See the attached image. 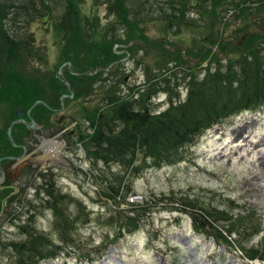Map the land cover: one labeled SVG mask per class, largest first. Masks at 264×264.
<instances>
[{
  "label": "rangeland",
  "instance_id": "obj_1",
  "mask_svg": "<svg viewBox=\"0 0 264 264\" xmlns=\"http://www.w3.org/2000/svg\"><path fill=\"white\" fill-rule=\"evenodd\" d=\"M189 2L183 1L190 8L185 13L176 0H48L44 5L42 0H33L35 15L26 24L18 25L17 16H10L5 27L17 36L22 51L29 56L25 64L16 62L15 71L31 94L42 91L35 99L47 104L49 118H63L65 131L55 138L63 141L64 147L56 163L48 168L47 185L41 188L47 189L41 197L45 195L43 202L34 201L40 189L37 181L26 191L24 205L14 206L17 214L4 228V217L0 218V263L14 264L16 256L8 243L30 239L19 234L20 226L48 238L52 246L49 250H55L54 245L67 249L59 242L53 209L47 204L49 197H56L61 205L58 207L65 213L71 211L73 217H78L82 209L81 218L66 222L70 243L76 247L63 250V254L70 252L69 256L58 255L39 264H264V236H251L243 229L248 227L250 232L257 226L264 234V204L254 199L264 185V106L243 110L207 130L185 149L178 162L149 168L128 180L120 191L128 194L127 200L134 204L146 198L149 202L140 224L129 234L118 233L117 226L106 222L129 207L122 204L120 196L115 205L100 194L96 174L106 173L104 167L99 164L100 171L93 174L91 158L77 140L79 136L89 140L91 112L102 102L111 104L110 97L134 99L156 84L167 89L166 94L150 96L152 104L162 111L168 107L165 102L171 92L185 100L190 83L209 72L227 73L243 59L264 61V0H197L194 7ZM169 4L179 8L170 23L164 19L166 12H172ZM67 11L72 22L66 19ZM63 24L74 27L66 32ZM177 26L180 35L176 36ZM81 34L83 37H79ZM105 47L110 49L108 59L112 62L104 61L109 56L103 51ZM120 50H126L128 56L117 55ZM76 53L80 62L85 58L91 63L100 61L97 66H101L94 69L120 62L108 72L95 74L96 81L76 77L78 94L69 98L70 94L64 93L67 97L60 110L63 93L55 76L59 69L62 74L58 75L64 79L69 76L62 65L67 56L72 64ZM9 65L4 76L12 75ZM74 71L81 74L83 70ZM48 79L51 89L43 91L40 87ZM3 87L12 88L8 84ZM4 92L2 89L0 98ZM18 97L0 100V133L4 122L11 119ZM3 140L1 135L0 142ZM119 170L114 167L112 171ZM29 204L35 209L29 214L37 217L35 224L27 221ZM214 210H226L239 230L227 233L228 224L215 219ZM194 218L200 231L194 228ZM65 225L63 222L62 228ZM213 228L227 240L217 237ZM249 249L261 250V256L253 261L246 259Z\"/></svg>",
  "mask_w": 264,
  "mask_h": 264
},
{
  "label": "trees",
  "instance_id": "obj_2",
  "mask_svg": "<svg viewBox=\"0 0 264 264\" xmlns=\"http://www.w3.org/2000/svg\"><path fill=\"white\" fill-rule=\"evenodd\" d=\"M176 1L182 6L183 12L186 10L185 13H187L190 10L189 7H185L183 3L185 0ZM196 1L190 0V7H194ZM42 2L44 5V2H48V0H42ZM168 7L172 8V12L170 15L166 12L164 19L170 23L173 17H176L179 8L173 7L170 4ZM42 8H45V6ZM35 9L36 4L33 3V0H0V92L2 89L5 91L4 96L0 100L12 101L14 97H18L20 94V97L16 101H34L36 100V94L42 93L40 89L33 94L27 91L25 89V80L20 74L16 73V62L25 64L29 56L25 51H22L21 44L17 41V36L13 35L5 27L6 23L13 16H17L18 25L22 24L23 26L35 15ZM69 12L67 11L64 14L68 16L66 19L72 22ZM11 15L12 17H10ZM63 22L65 23V21ZM65 25L67 24H63L64 30L67 29L66 32L74 27L73 24L71 26ZM176 33H178L175 34L176 36L180 35L178 26ZM79 37H83L82 34ZM105 50L107 53L110 49L105 47L103 51ZM108 53L109 56L105 57L104 60L106 63L113 61L112 59L109 61L108 58H111V53ZM78 56L79 54L76 53L74 62L72 63L73 70L82 69L83 71L81 72L91 71L100 62L93 61L91 63L90 59L86 58L83 62H80ZM14 57L15 60H13ZM253 59L238 61L233 70L231 71L230 69L227 73L222 74L215 70L207 73L200 80L192 81L190 89H187L188 94L185 100H179L178 95H172L171 92L168 97V107L158 114L154 113L157 107L152 104L150 96L156 94L158 91L166 93L167 89L158 87L156 84L153 87H148L141 96L136 98L130 97L134 99L123 101L110 97L112 100L111 104H104L102 102L97 107H94L91 112V136L89 135V140L83 143L82 139L84 136H79L77 140L83 144L85 154L91 158L93 174L100 171L99 164H102L101 166L104 167L107 173V175L106 173L96 174L99 175L96 182L101 188L100 194L106 199L114 201L115 205L117 196H120L122 197V204L129 207L127 210H119L114 216L106 219L107 223L115 227L117 226V231L120 229L130 233L135 230L140 224L144 212L146 213L149 209V202L146 198H143L140 203L134 202L132 204L128 202V194L120 192L127 185L126 182L128 180H133L139 174L145 173L149 168L159 169L164 164L178 162L183 157L185 149L192 146L208 129L222 124L228 118L238 115L243 110H255L264 104V61ZM68 60L69 57L67 56L65 61ZM10 63L12 75L4 76L5 69H9ZM97 76L88 77L81 75L77 78L96 81ZM55 78L57 77L55 76ZM77 78L71 74L66 78L70 84V88H73L74 92L77 88ZM57 81L61 82L59 78H57ZM51 82H49V79L46 80L40 88L43 91H48V89H51ZM4 84L11 85L12 88L3 87ZM34 88H37V85ZM59 91L63 94L69 92L62 82ZM76 94H78V90H76L74 96ZM135 95L133 94L132 96ZM83 113L85 115V112ZM49 115L51 114L49 113ZM140 155L142 157L139 160ZM114 167L120 168L118 173L112 171ZM47 204L48 208L54 211V230L56 234L61 237L63 242H68L71 239V233L66 229V222L73 221L71 211L68 213L62 211L59 208L61 205L58 204L56 197H49ZM57 204L60 206L58 207ZM77 206L79 208L80 205L77 204ZM187 206L195 208V205L192 203H187ZM230 208L233 207L230 206ZM132 209L134 213H128ZM81 214L82 209L78 217H74L81 218ZM205 214L208 216L209 212L206 211ZM213 214L219 222L228 224L225 230L227 233L239 230L237 223L229 216L226 210H214ZM61 221L66 224L64 228H62ZM193 221L196 231H200V228L195 224V218ZM213 229L217 237H221L225 241L227 240L226 237L221 236L220 231L215 228ZM243 229L251 236L260 232L257 226H253L250 232H248V229H250L248 227L243 226ZM26 237L30 239L12 244V249L16 255L14 264H36L41 259L54 258L57 255L54 250H49L52 247L50 246L51 241L44 235L31 232ZM71 247L74 248L75 245L72 244ZM53 249H56V245L53 246ZM261 252L258 249H249L246 251V254L248 258L255 259L261 256Z\"/></svg>",
  "mask_w": 264,
  "mask_h": 264
},
{
  "label": "flooded vegetation",
  "instance_id": "obj_3",
  "mask_svg": "<svg viewBox=\"0 0 264 264\" xmlns=\"http://www.w3.org/2000/svg\"><path fill=\"white\" fill-rule=\"evenodd\" d=\"M36 101L30 103L28 100H22L17 101L15 106L14 103L10 104L14 106L10 112L12 120L4 122L0 133L4 139L3 142H0V218L4 217L1 228H4L17 214L14 212V206L24 205L23 197L26 196V191L32 186L35 187L37 181H40L38 185L40 189L36 190L37 197H34V201L43 202L45 195L43 198L41 197L44 192L46 193V189L43 191L41 188L44 189V186L47 185L48 167L42 160V155L48 147L50 138L63 136V118L50 117V122L52 121L54 124L49 125L47 106L41 103L33 106ZM16 111L19 112V116L16 115ZM37 112L40 113L38 118ZM12 123L11 142L7 137V130ZM49 150L52 151L51 148ZM16 188L17 190H15ZM27 208V221L30 223L32 214H29L35 213V209L32 210L31 204ZM17 209L20 211L19 207ZM6 219L9 220L6 221ZM21 228L19 227L18 231Z\"/></svg>",
  "mask_w": 264,
  "mask_h": 264
},
{
  "label": "water",
  "instance_id": "obj_4",
  "mask_svg": "<svg viewBox=\"0 0 264 264\" xmlns=\"http://www.w3.org/2000/svg\"><path fill=\"white\" fill-rule=\"evenodd\" d=\"M114 47H118V46H114ZM121 53H125L127 55V52L126 51L116 52V54H118V55L121 54ZM118 62H120V61H118ZM118 62H113V63H111L110 65H108L105 68H97V69L93 70L92 72H83L82 74L83 75H86V76H93V75H95L97 73H100V72H108L110 70V68L113 65H115L116 63H118ZM62 66H68L70 68L71 67V64L69 62H67V63L63 64ZM58 73L59 74H62L61 73V69H59ZM73 75H81V74H73ZM65 85H66V87H69V84L66 81H65ZM72 96H73V94L71 92L68 97L71 98ZM65 97H67V96L64 94L59 99L60 100V104H61V109L63 108V99ZM40 102L41 101H36L33 106H36L37 103H40ZM43 105H46V104L43 103ZM16 115L19 116V112L18 111H16ZM13 123L9 126V128L7 130V136H8V139L11 142H12L11 127H12ZM56 137H58V136H55V137H53V138H51V139L48 140V147L44 150L43 155H42V160L44 162H46L48 168L51 166V164L56 163L57 157H55V159H53L51 157L48 158L47 155L49 154V156H50V154H52V156H58L59 153H60V151H61V149L64 147L63 146L64 144L62 143V141H56L55 140ZM50 148L52 149V151L49 150ZM15 190H17V188ZM20 233H22V234L25 233V235L27 234V232H25V231H22Z\"/></svg>",
  "mask_w": 264,
  "mask_h": 264
},
{
  "label": "bare ground",
  "instance_id": "obj_5",
  "mask_svg": "<svg viewBox=\"0 0 264 264\" xmlns=\"http://www.w3.org/2000/svg\"><path fill=\"white\" fill-rule=\"evenodd\" d=\"M48 158H55V156H52V154H49L47 155ZM254 199L258 202H263L264 204V185H260V189H259V193L254 195ZM255 264H258V263H255Z\"/></svg>",
  "mask_w": 264,
  "mask_h": 264
}]
</instances>
